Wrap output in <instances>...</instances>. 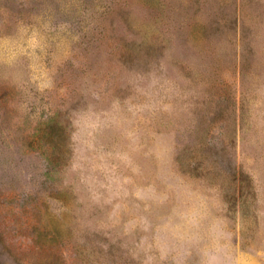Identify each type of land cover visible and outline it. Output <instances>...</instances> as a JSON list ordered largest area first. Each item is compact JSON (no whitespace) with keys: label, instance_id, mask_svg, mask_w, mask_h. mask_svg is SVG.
Masks as SVG:
<instances>
[{"label":"rangeland","instance_id":"obj_1","mask_svg":"<svg viewBox=\"0 0 264 264\" xmlns=\"http://www.w3.org/2000/svg\"><path fill=\"white\" fill-rule=\"evenodd\" d=\"M0 264H264V0H0Z\"/></svg>","mask_w":264,"mask_h":264},{"label":"trees","instance_id":"obj_2","mask_svg":"<svg viewBox=\"0 0 264 264\" xmlns=\"http://www.w3.org/2000/svg\"><path fill=\"white\" fill-rule=\"evenodd\" d=\"M236 181H235V185L236 188L238 189H242L243 187L245 188V182H246V177H243L241 173H237L236 174Z\"/></svg>","mask_w":264,"mask_h":264}]
</instances>
